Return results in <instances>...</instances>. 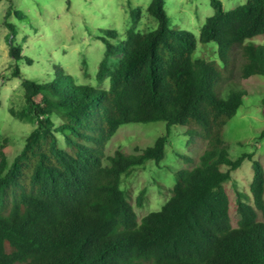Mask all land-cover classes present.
Listing matches in <instances>:
<instances>
[{"label": "trees", "instance_id": "obj_1", "mask_svg": "<svg viewBox=\"0 0 264 264\" xmlns=\"http://www.w3.org/2000/svg\"><path fill=\"white\" fill-rule=\"evenodd\" d=\"M165 1L147 7L154 29L136 28L137 9L125 39L106 30L97 77L108 74V87L80 83L62 65L50 79L29 75L20 65L32 59L10 42L13 75L25 90L24 107L11 112L36 126L16 154L0 147V264H264V164L253 152L230 158L224 139L246 93L225 83L224 71L237 66L243 78L264 75V44L254 40L264 34V0L231 9L210 0L214 13L199 37L172 27ZM199 39L217 43L220 62L194 57ZM158 120L168 132L152 145L107 154L121 125ZM172 126L201 136L206 148L196 166L177 171L162 209L140 221L123 175L148 160L161 165ZM246 159L254 178L250 192L234 183L235 225L226 183Z\"/></svg>", "mask_w": 264, "mask_h": 264}, {"label": "rangeland", "instance_id": "obj_2", "mask_svg": "<svg viewBox=\"0 0 264 264\" xmlns=\"http://www.w3.org/2000/svg\"><path fill=\"white\" fill-rule=\"evenodd\" d=\"M247 0H223L225 8L231 9ZM151 0H0V147L6 145L12 155L24 145L26 135L36 124L24 122L15 117L11 109L22 110L25 105V90L22 77L13 75L10 42L22 47V55L31 62L20 67L29 75L50 79L56 65H62L68 74L76 76L80 83L108 87V74L101 80L97 77L101 60L106 50V39H110L107 29H114L120 39H125L127 31L134 25L132 11L139 9L136 28L148 31L157 27V21L147 12ZM172 27L187 29L200 35L201 26L214 13L210 0H166ZM16 10L23 11L20 18ZM7 22L16 26V33L10 34ZM264 44V34L254 38ZM217 43L198 40L195 58H205L220 62ZM113 55L110 65L121 58ZM225 83L235 84L246 91L244 101L237 114L225 127L224 139L230 158L253 152L264 164V75L243 78L237 66L233 73L224 71ZM168 132L166 121L134 122L120 126L109 141L106 152L114 154L122 148L127 153H137ZM206 143L201 136L192 138L182 126L169 129L167 153L161 165L148 160L123 175L121 187L136 207L139 220L153 210L162 209L171 196L170 188L177 180V171L198 164ZM183 155L193 156L189 161ZM108 164V159H105ZM225 168V167H224ZM254 178L253 163L246 159L233 171V179L226 183L232 196V217L237 224L239 214L236 209V190L250 192ZM146 188L144 205H138V197ZM263 218L262 216L260 217Z\"/></svg>", "mask_w": 264, "mask_h": 264}]
</instances>
